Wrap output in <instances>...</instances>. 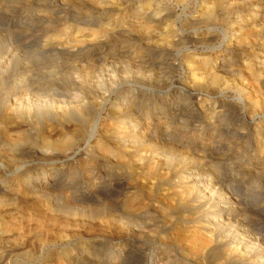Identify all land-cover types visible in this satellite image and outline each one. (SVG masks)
Listing matches in <instances>:
<instances>
[{
  "label": "bare ground",
  "instance_id": "6f19581e",
  "mask_svg": "<svg viewBox=\"0 0 264 264\" xmlns=\"http://www.w3.org/2000/svg\"><path fill=\"white\" fill-rule=\"evenodd\" d=\"M81 1L86 9L100 14L117 7L119 0ZM177 1L185 4L184 9L193 3ZM159 6L145 2L146 19L137 26L138 35L144 39L140 58L148 69L153 65L152 56L174 54L176 42L185 36L183 31L176 32L169 21L173 13L165 17ZM200 7L198 16L206 21L235 15L231 27L239 30L238 34L226 37L231 48H240L257 38L255 44L260 50L253 54L252 61L244 60L240 73L246 74L247 81L239 78V96L235 100L216 102L192 96L193 87L204 89L207 94L209 83L224 77L226 59L210 63L208 58L200 59L190 52L182 65L181 79L186 83L182 90L167 96L142 87L118 91L112 118L108 117L112 124L110 120L102 124L103 134L99 124L106 104L104 95L90 105L92 112L86 117L75 112L80 121V134L75 138L70 136L72 124L61 105L36 109L35 114L47 113L52 118L34 120L32 109L22 104L20 93L7 96L0 105V264H14L20 256L33 254L41 264H124L136 241L140 242V238L134 239L136 234H147L153 229L160 230L159 251L154 253L150 248L148 255L145 248L139 251L143 264H173L171 254L176 248L181 249V259L176 264H264V235L256 233L252 220L242 216L245 209L253 214L260 212L264 203L250 207L249 201L224 177L214 174L219 164L230 167L225 176L229 179L235 175L250 176L264 168V114L259 121L256 119L257 111L264 113V0H207ZM82 22L91 25L73 30L62 25L55 29L39 46L40 54L64 52L79 63L89 55L99 57L97 49L113 32L124 30L108 17L98 25L89 18ZM12 56L8 51L1 57L0 76ZM186 96L188 102H180ZM141 98L145 102L139 108L137 100ZM56 136L65 141L60 143ZM83 138L85 146L74 151V140ZM114 173L116 178H112ZM255 186L258 188V184ZM118 188L125 191L121 198L124 208L114 200L109 213L114 216L115 225H124L125 236L118 238L114 246L113 263L112 249L105 252V258L88 256V251L68 253L64 244L68 234L52 231L59 221L55 214L58 208L72 204L81 207L88 202L97 205L102 198L106 200L97 193L107 190L112 198ZM59 189L64 191L56 195L54 192ZM35 206L43 207L41 215H50L45 224L37 215L39 224L24 226V213ZM88 211L84 206L78 214L84 217ZM166 218L169 226H163ZM178 222L182 228L176 231H190L183 239L174 233ZM28 241L30 250L26 248ZM167 252L171 254L166 255Z\"/></svg>",
  "mask_w": 264,
  "mask_h": 264
},
{
  "label": "rangeland",
  "instance_id": "374dc122",
  "mask_svg": "<svg viewBox=\"0 0 264 264\" xmlns=\"http://www.w3.org/2000/svg\"><path fill=\"white\" fill-rule=\"evenodd\" d=\"M148 1L160 4L159 10L164 13L165 17L167 13H173L169 21L174 26L175 31L185 32L184 38L176 42L174 54L151 57L150 61L153 65L149 67L150 70L145 66L143 59L140 58L144 52V39L137 32L138 23L146 19L144 11H146L145 2ZM205 1L207 0H193V3L184 9L185 4L177 0H119L117 7L113 5L112 10L99 14L97 10L86 9L81 0H0V59L8 51L13 54L9 65L3 75L0 76V105L4 104L7 96L20 93L23 96L22 104L32 109V119L38 118L44 121L48 118L51 119L52 116L47 113L35 114L36 109L61 105L67 112L64 115L72 124L70 130H73V132H69L71 133L70 136L73 134L72 137L75 138L80 134V125H78L80 121H78L75 112H79L80 116L86 117L92 112L90 105L95 104L98 96L104 95L106 104L101 112L99 124V131L103 134L104 126L102 124L108 123L110 116L112 118V105L118 98V91L142 87L147 90L160 91L164 96H167L174 91L182 90L186 85L181 79L184 69L182 65L184 66L188 61L186 57L188 52L200 59L208 58L210 63H214L216 59H226V71L222 74L224 77L217 79L213 84L209 83L207 89L210 92L207 94L206 90L200 91L199 87H193L194 93L192 96L204 97L216 102L235 100L239 96V78L244 77L247 81L246 74L240 73L241 66L244 60L252 61L254 55L257 54L256 50L257 52L260 50L256 46L257 38H252L248 44L241 45L240 48H231V44L226 42L228 40L226 37L231 34L233 36L238 34L239 30H234L231 27L235 15L233 14L231 18L225 17L213 22L203 20L198 16V10L201 8L200 6L204 5ZM92 11L95 12L92 13ZM245 14L247 15L248 12L245 11ZM106 17L112 19L116 27L124 30L119 33L113 32L112 37L97 49V52L101 54L99 57H96V54L89 55L84 61L78 63L75 61L76 57L64 52L49 51L40 54L39 46L49 39L51 33L59 26L65 25L72 30L76 27L82 29L91 25L82 21L89 18L95 23L94 25H98ZM178 52L179 55H175ZM102 92L104 93L102 94ZM260 98L263 100V95ZM179 100L184 103L188 102L189 96L182 97ZM144 102V98L138 99L137 107L142 108L141 105H144ZM243 110L245 111L244 107ZM225 113L229 112L225 111ZM256 113L258 114L256 119L259 121L260 115L264 113L260 111ZM110 122L112 124V120ZM60 137L62 139V136ZM60 137L58 139L60 143L61 141L63 143L65 138L63 137L64 139L61 140ZM85 144V138L76 139L72 149L77 151L82 149ZM81 167L84 168V166ZM229 169L230 167L225 164H219L218 169L214 170V174L224 177L226 183L230 184L238 194L249 201L250 207L251 204L264 203V168L258 169L256 173L250 176L235 175L232 178L234 180L225 177L229 174ZM68 177H70L69 174ZM116 177L117 175L114 173L112 178ZM256 184H258V188L255 186ZM60 190L64 191V189H59L54 193L59 195L62 193ZM75 193L78 192L75 191ZM101 193H97V196L106 197V200L102 198L100 202H96L97 205L88 202L80 204L81 207H75L72 204L58 208V212L55 214L58 215L56 219L59 221L52 226V231L62 230L63 233L68 234V240L64 242L68 253L79 254L88 251L91 254L88 256L96 254L101 258H105V254L112 249L110 258L113 263L116 258L114 246L118 238H123L125 235H123L124 230H122L124 225H115L114 216H110L111 213L109 212L114 208V200L118 201L117 206L124 208L121 198L125 191L118 188L117 191L112 192V198L108 196L107 190ZM84 206H87L89 213L87 216L80 217L78 213H81ZM42 208L35 206L28 209V212L29 210L30 212L24 213L23 225L25 224L27 227L36 226L37 221L35 219L37 215H41L40 213L43 214L44 210ZM55 214H53V217ZM33 215L36 216L33 217ZM48 215L50 213H46V216L41 215L38 218L45 224ZM242 216L252 220L256 233L261 236L264 235V209L256 214L245 209L242 211ZM41 218H43V221ZM70 218L75 220L70 221ZM164 222L163 226H169L166 225L170 222L168 218L164 219ZM178 228H182L180 222L174 226V233L180 239L186 237L190 232L186 230L176 231ZM153 230L147 234H136L137 237H134V239L140 238L138 239L140 242L136 241V247L132 249V254L125 262L126 264H143L142 255L139 251L144 250V248L147 250V255L151 249L154 253H158L159 241L157 242V240L159 239L160 230ZM149 234H157L158 237L153 236V238ZM166 237L169 238L168 235ZM151 239H154V241ZM164 242L167 241L164 240ZM28 244L31 243L28 241L26 246L30 250L31 245L29 247ZM92 244L94 247H92ZM168 252L166 255L171 254V252ZM180 252L181 249L178 248L175 249V252H172L171 255L174 256L172 259L175 262L173 264L181 259L179 257L181 256ZM29 253L31 254V251ZM34 257V254L26 257L20 256L14 264H41V260H36ZM180 264H184V262L180 261Z\"/></svg>",
  "mask_w": 264,
  "mask_h": 264
}]
</instances>
